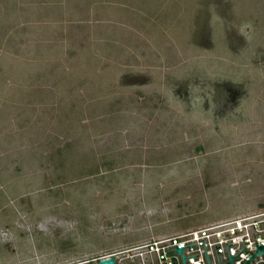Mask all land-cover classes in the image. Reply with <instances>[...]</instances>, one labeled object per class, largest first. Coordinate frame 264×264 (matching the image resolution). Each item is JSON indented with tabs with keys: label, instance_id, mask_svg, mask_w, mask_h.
<instances>
[{
	"label": "rangeland",
	"instance_id": "374dc122",
	"mask_svg": "<svg viewBox=\"0 0 264 264\" xmlns=\"http://www.w3.org/2000/svg\"><path fill=\"white\" fill-rule=\"evenodd\" d=\"M261 212L264 0H0V264Z\"/></svg>",
	"mask_w": 264,
	"mask_h": 264
},
{
	"label": "built area",
	"instance_id": "2783aa9c",
	"mask_svg": "<svg viewBox=\"0 0 264 264\" xmlns=\"http://www.w3.org/2000/svg\"><path fill=\"white\" fill-rule=\"evenodd\" d=\"M227 244L231 245L229 250ZM256 245H264V212L220 220L66 264H99L112 259L114 264H184L183 256L185 264H227L230 256L236 257L233 264H246L256 254ZM181 248L183 256L174 251ZM248 264H264V252Z\"/></svg>",
	"mask_w": 264,
	"mask_h": 264
},
{
	"label": "water",
	"instance_id": "95a60500",
	"mask_svg": "<svg viewBox=\"0 0 264 264\" xmlns=\"http://www.w3.org/2000/svg\"><path fill=\"white\" fill-rule=\"evenodd\" d=\"M204 241V240H203ZM244 243H245V240H244ZM204 245H205V243H204ZM232 245H234V244H232ZM192 246H194V245H192ZM227 246H228V250H229V248H230V246L231 245H228L227 244ZM188 247H190V246H188ZM256 247H257V251H256V254L246 263V264H248L252 259H254L256 256H258V255H261L263 252H264V245L263 246H260V247H258V245H256ZM184 248H186V247H184ZM205 249H206V247H205ZM216 249H217V247H216ZM245 249H246V244H245ZM174 251H177V252H179V253H181L182 254V251H183V248H181V249H178V250H174ZM170 252H172V251H170ZM169 253V252H168ZM206 253H207V251H206ZM217 253H218V250H217ZM229 254H230V252H229ZM241 254V253H240ZM239 254V255H240ZM238 255V256H239ZM182 256H183V254H182ZM198 256V255H197ZM218 256H219V254H218ZM237 256V257H238ZM193 257H195V256H193ZM207 257H208V255H207ZM189 258H191V257H189ZM230 258H231V261H230V263H227V264H233L232 263V261H233V259L234 258H236V257H234V256H230ZM187 258H184V256H183V260H184V264H185V260H186ZM219 260H220V257H219ZM208 261H209V258H208ZM172 262H173V260H172ZM115 262H114V259H112V260H108V261H105V262H101V263H99V264H114ZM209 264H210V262H209ZM220 264H222L221 263V261H220Z\"/></svg>",
	"mask_w": 264,
	"mask_h": 264
}]
</instances>
